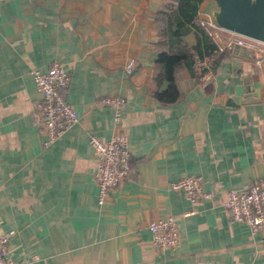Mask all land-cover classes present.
<instances>
[{"label":"crops","instance_id":"1","mask_svg":"<svg viewBox=\"0 0 264 264\" xmlns=\"http://www.w3.org/2000/svg\"><path fill=\"white\" fill-rule=\"evenodd\" d=\"M173 3L0 0V230L15 259L264 264V233L253 235L224 205L229 191H247L264 178V54L258 65L255 53H236V46L208 83L185 69L177 102L161 103L158 15ZM220 13L217 0H204L198 21H217ZM184 41L196 43L193 34ZM56 61L69 71L67 101L80 118L45 146L34 116L42 96L30 71ZM250 89L254 101L245 103ZM112 95L125 100L122 107L102 103ZM116 135L127 138L132 173L100 206L90 139ZM189 176L204 178L210 200L192 204L172 190V182ZM167 216L177 219L181 241L161 251L149 224Z\"/></svg>","mask_w":264,"mask_h":264},{"label":"built area","instance_id":"2","mask_svg":"<svg viewBox=\"0 0 264 264\" xmlns=\"http://www.w3.org/2000/svg\"><path fill=\"white\" fill-rule=\"evenodd\" d=\"M207 32L218 52L223 53L234 47L253 50L255 53L264 54L257 39L239 34L214 23L199 21ZM263 62V60H261ZM209 61L197 62L198 80L208 83L211 76H207ZM134 62H130L127 71H133ZM211 69V68H210ZM212 71V70H211ZM213 73V72H212ZM35 87L41 94L37 103L34 116L42 127L46 139L45 146H49L59 139L70 127L75 125L80 118L76 109L67 101L66 92L70 85V74L66 66L59 61L43 71L34 68L30 71ZM125 100L116 95L104 98L105 106L120 108ZM120 114L117 113L116 122ZM90 145L98 160L97 171L94 179L98 184V203L102 206L110 197L112 191L117 190L132 173V151L127 140L122 135H116L104 142L97 136H92ZM172 190L183 192L186 198L197 204L202 200H210L212 193L205 189L202 176H189L171 183ZM225 207L231 218L236 222L246 223L253 235L264 232V178L251 184L247 191H229ZM152 234V243L158 250L177 249L180 246L181 232L177 219L173 216L153 221L149 224ZM0 264H26L10 255L9 237L0 230Z\"/></svg>","mask_w":264,"mask_h":264},{"label":"trees","instance_id":"3","mask_svg":"<svg viewBox=\"0 0 264 264\" xmlns=\"http://www.w3.org/2000/svg\"><path fill=\"white\" fill-rule=\"evenodd\" d=\"M203 1L175 0L176 3L168 4V9L158 15L163 25L160 23L157 41L161 51L156 61L158 71L155 80L158 90L155 91V96L163 104H172L179 99L180 91L176 81L181 71L188 69L198 79L196 70L198 61L211 59L210 68L214 71L218 62L232 51L228 49L213 59L217 47L198 21ZM189 34L195 36L196 43L193 45L184 41ZM244 49L254 56L253 50ZM164 86L166 87L163 88Z\"/></svg>","mask_w":264,"mask_h":264},{"label":"water","instance_id":"4","mask_svg":"<svg viewBox=\"0 0 264 264\" xmlns=\"http://www.w3.org/2000/svg\"><path fill=\"white\" fill-rule=\"evenodd\" d=\"M217 1L221 6L217 22L221 26L264 42V0ZM252 95V90H248L245 103L254 101Z\"/></svg>","mask_w":264,"mask_h":264},{"label":"rangeland","instance_id":"5","mask_svg":"<svg viewBox=\"0 0 264 264\" xmlns=\"http://www.w3.org/2000/svg\"><path fill=\"white\" fill-rule=\"evenodd\" d=\"M252 2L253 3H255V0H252ZM203 22H206V23H208V22H210V23H214V24H216V25H218V26H221L217 21H215V20H211V21H204L203 20ZM223 27V26H222ZM258 42H261V40H257ZM260 47H262L263 48V50H264V45H260ZM237 49H239V47H236L235 48V51H236V53H238V51H237ZM215 55H217V54H219L220 52H218V50H217V48H216V51H215ZM255 55H256V58H257V64L258 65H262L263 64V62H261V60H263V58H262V55H261V53L259 52V53H255ZM205 61H209L210 63H208L209 64V68H208V71H207V76H211V78H210V81L211 80H213V77H214V73H212L213 71H211V69H210V66H211V59H209V60H205ZM209 81V82H210ZM123 136V135H122ZM125 138H126V136H124ZM126 140H127V138H126ZM225 205V204H224ZM228 210V209H227ZM233 220V219H232ZM262 233H264V232H262Z\"/></svg>","mask_w":264,"mask_h":264}]
</instances>
